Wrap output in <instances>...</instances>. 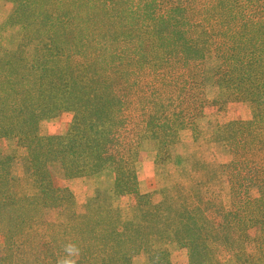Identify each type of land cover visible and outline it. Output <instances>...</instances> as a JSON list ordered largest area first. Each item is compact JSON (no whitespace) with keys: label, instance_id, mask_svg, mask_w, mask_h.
Here are the masks:
<instances>
[{"label":"trees","instance_id":"16d2710c","mask_svg":"<svg viewBox=\"0 0 264 264\" xmlns=\"http://www.w3.org/2000/svg\"><path fill=\"white\" fill-rule=\"evenodd\" d=\"M6 1L23 33L14 49L0 47V139L27 150L37 195L0 201L5 247L19 246L31 211L52 207L59 221L48 226L60 228L64 244L78 246L77 264H131L140 252L149 264H172L168 244L187 249V264H215L221 251L238 264H264V0H210L201 8L198 0ZM213 60L219 93L211 103L232 96L253 102L251 120L217 132L234 157L227 165L231 205L163 193V205H152L137 190L139 145L157 141L169 155L190 124L192 111L180 103L193 90L188 98L202 110L205 68ZM175 71L182 73L178 87L163 94L158 74ZM64 111L72 114L66 133L40 135L39 122ZM12 158L0 153V190ZM50 164L67 180L114 167V191L135 198L131 218L113 209L96 216L92 206L77 216L68 188L53 186ZM64 244L53 250L56 261Z\"/></svg>","mask_w":264,"mask_h":264},{"label":"rangeland","instance_id":"374dc122","mask_svg":"<svg viewBox=\"0 0 264 264\" xmlns=\"http://www.w3.org/2000/svg\"><path fill=\"white\" fill-rule=\"evenodd\" d=\"M178 2V1H176ZM210 0H198V7L208 4ZM13 3L0 0V47L2 50L14 49L21 39L23 30L17 29L16 23L10 21ZM192 15V12L189 13ZM195 20L200 19L194 15ZM217 41L221 37H215ZM34 47L37 45L33 44ZM33 49H30V53ZM2 54H0L1 56ZM218 61L213 60L205 68V100L202 110L198 112V103L193 102L192 91H186L185 101L180 107L191 110L190 122L185 129L178 133L177 139L170 145L169 155L166 156L161 144L157 141L145 140L139 145L134 171L139 195L149 197L152 205H163L164 198L177 199L184 197L188 202L202 199V206L206 203L220 204L228 209L232 201L228 168L233 155L228 145L218 137L221 127L234 121H248L252 119L251 100H239L230 97L224 104L213 105L219 93V86L214 83L212 73ZM176 73V74H175ZM168 72L165 78L158 74L156 85L163 94H172L175 82L180 81L181 72ZM152 80V75L146 77ZM197 94V91H196ZM180 110V108H178ZM72 121V114L62 112L55 117L43 119L38 124L40 135H64ZM1 155H12L9 173L4 176L8 180L7 187L0 190V201L8 202L10 198L35 197L37 187L32 177V170L27 161V150L11 139H0ZM50 178L54 187H67L72 194V211L77 216H84L88 207L96 210V216L105 215L106 210H115L123 217L132 216L135 198L132 194H117L115 189L116 172L114 167L93 171L86 176L67 180L63 170L56 164L49 165ZM5 182V180H4ZM162 193L165 195L163 198ZM253 197L259 196L256 189H251ZM54 208H45L41 212H30L29 219L17 238L19 246L5 247V237L0 232V264H57L52 256L53 250L64 244L61 240L60 228L50 229L49 223L58 222ZM103 226L100 227L103 228ZM250 236L255 237L257 230L250 229ZM18 245V244H17ZM154 248L163 246L159 243ZM170 261L172 264H187V249L168 244ZM131 264H149L146 252H140L132 257ZM215 264H238L231 254L221 251Z\"/></svg>","mask_w":264,"mask_h":264},{"label":"clouds","instance_id":"9594fccd","mask_svg":"<svg viewBox=\"0 0 264 264\" xmlns=\"http://www.w3.org/2000/svg\"><path fill=\"white\" fill-rule=\"evenodd\" d=\"M79 248L75 243L68 242L63 246V255L59 258L57 264H77L79 257Z\"/></svg>","mask_w":264,"mask_h":264}]
</instances>
